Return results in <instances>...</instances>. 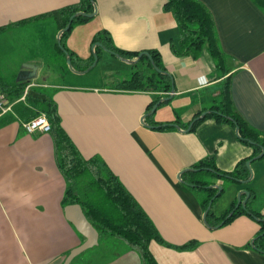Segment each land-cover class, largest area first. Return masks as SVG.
I'll return each instance as SVG.
<instances>
[{"label": "crops", "instance_id": "0c3cea01", "mask_svg": "<svg viewBox=\"0 0 264 264\" xmlns=\"http://www.w3.org/2000/svg\"><path fill=\"white\" fill-rule=\"evenodd\" d=\"M199 1L213 14L221 46L229 56L235 110L264 137V12L251 0ZM77 2L0 0V27ZM94 2L96 16L73 29L66 47L88 60L95 53L93 37L107 30L119 49L156 50L174 78L170 95L114 89L129 79L134 68L106 51L86 73L56 75L74 81L50 83L57 71L52 56L59 32L49 21L0 37V74L17 80L26 65L37 66L31 85L56 89L53 98L62 127L80 154L86 159L103 158L164 241L173 246L199 243L194 250L180 251L151 242L158 264H264V255L246 248L259 232V223L243 215L227 226L210 229L200 194L183 182L184 172L205 157L214 156L221 171L231 172L254 153L230 123L206 119L194 130L186 128L197 115H208L220 103L223 79L212 57L208 52L198 59L174 55L171 45L178 43L180 29L172 13L165 11L166 0ZM12 36L17 38L13 44L8 40ZM2 59L8 62L7 71ZM158 97L170 100L151 113L149 107ZM16 105L12 113L0 115V264H62L85 238L66 218L62 204L66 180L56 163L50 133L29 134L24 122L15 119L1 125L16 117ZM251 168L248 183L213 180L214 186L224 189L213 207L217 217L240 196L245 200L246 191L249 199L253 197V209L264 217V157L255 159ZM119 253L106 264H141L135 252L124 248Z\"/></svg>", "mask_w": 264, "mask_h": 264}, {"label": "trees", "instance_id": "16d2710c", "mask_svg": "<svg viewBox=\"0 0 264 264\" xmlns=\"http://www.w3.org/2000/svg\"><path fill=\"white\" fill-rule=\"evenodd\" d=\"M251 1L264 11V0ZM94 11L95 6L90 0H78L75 4L0 27V37L14 29L25 28L32 23L45 21L53 23L59 32L66 28L73 15L77 13L92 14ZM165 11L172 13L180 29L178 43L171 45L174 55L198 59L205 52H208L215 63L219 78L223 79L219 105L215 106L214 111L203 119L196 120L200 116L197 115L192 122L191 130H194L206 119H214L217 123H230L234 127L236 123L240 129V140L254 150L251 159L260 156L262 147L264 148V137L242 119L235 110L231 97L232 75L228 67L229 56L221 46L213 14L199 0H166ZM91 19L87 16L76 17L70 30L62 35V46L68 55L62 51L58 44L55 46L52 58L56 69L59 70V75L62 72L71 73L67 65V56L71 58L73 68L78 72H85L90 69L95 62V56L99 59L98 65L102 54L105 52L104 49L130 61L139 57V52H128L116 47L112 35L107 30L99 31L93 37L92 45L100 44L101 47L95 48V53L90 59L83 60L70 51L66 47V40L69 35L76 26L86 24ZM146 52L151 55V59L160 72L152 65L151 60L144 56L136 64H133L134 70L131 77L116 84L114 89L129 92L149 91L160 93L163 96L170 95L174 90V78L166 71L158 51ZM30 85L31 82H18L16 78L7 79L0 74V90L14 99H21ZM55 90L39 85L31 86L25 101H21L15 106L16 117L2 121L1 125L14 119L29 122L38 117L40 113L46 114L51 124L50 135L55 145L56 163L66 180L63 206L80 205L87 219L100 234V243L105 240L110 242L115 240L124 244L125 250L133 251L138 255L141 264H158L150 250V244L153 241L180 251L196 249L199 245L197 241H190L182 246H173L164 241L145 210L103 158L95 156L86 159L80 154L62 127L58 105L53 98ZM160 100L161 97H158L149 108H153ZM190 125L186 128L190 129ZM161 128L168 129V127ZM247 161L248 159H244L237 164L233 171L224 172L218 168L214 156L205 157L184 172L183 182L190 189L200 194L201 206L204 212L208 211L205 221L210 229L227 226L243 215L259 219L257 222L260 225V230L255 236L253 244L250 243L246 248H252L264 255V217L253 209V197L249 199L246 209L242 206L236 208V203L219 217L213 212L215 202L224 191L223 189L217 196L218 190L213 188V180L220 179L226 183L248 180L250 172L246 166ZM231 213L232 216L229 217Z\"/></svg>", "mask_w": 264, "mask_h": 264}, {"label": "water", "instance_id": "95a60500", "mask_svg": "<svg viewBox=\"0 0 264 264\" xmlns=\"http://www.w3.org/2000/svg\"><path fill=\"white\" fill-rule=\"evenodd\" d=\"M90 1L95 6L94 0H90ZM96 13H97L96 6H95V11L92 14L77 13V14H75V15H73L71 17V19H70L68 25L66 26V28L63 29V30H61V31H59V34H58V42L57 43H58L59 47L62 49L63 52H65L68 55V53L66 52L65 48L62 46L61 37H62V35L64 33L68 32L70 30L73 20L76 17H78V16H87V17L93 18L94 16H96ZM97 46L98 47H101L100 44H96V45H94V50H95V48ZM104 50L107 53L113 54L118 59H120V60H122L124 62H127V63H129L131 65L136 64L138 62V60H140L144 56H146V57H148L151 60L152 65L155 67V69L158 72H160V70L155 66L154 61L151 59V55L148 52H142V53H140L139 57L136 60L130 61V60H127V59L122 58L118 54L112 53V52H110V51H108L106 49H104ZM98 61H99L98 57L95 56V62L93 63V65H92V67L90 69L94 68L97 65ZM67 65L69 67V70L71 72L75 73V74H83V73H86V72H88L90 70V69H88L85 72H78V71H76L73 68L72 61H71V58L69 56H67ZM37 74H38V67L37 66H35V65H26L25 66V70L24 71H21L19 73L18 78H17V81L18 82H31L32 80L36 79ZM167 100H170V98H167V99H165L163 101L158 102L153 107L152 112H154L158 108V106L161 105L162 102L167 101ZM205 115L206 114H203L200 118H198L196 120H200ZM192 126H193V124L190 126V129H191ZM235 127H236L237 136L240 138V134H239V130L240 129H239V127H238V125L236 123H235ZM252 144H254V143H252ZM263 156H264V148L262 147V154L260 156L256 157L255 159H259V158H261ZM255 159H251V160L247 161V163H246L247 168L251 172V177L248 180L241 181V182L248 183V182H250L252 180V168H251V164H252V162ZM181 174H180V176H181ZM180 176H179L178 179L181 178ZM213 187H215L218 190L217 196L223 191V187L222 186H213ZM245 194H246V199L245 200H242L241 199V196L238 198V203H237L236 208H239L240 206H242V208L246 209V205H247V201H248V199L250 197V193L248 191H246ZM210 207H211V205H210ZM207 214H208V211L205 212V218H206ZM65 215H66L67 220L74 226V228L76 229V231L85 238V241L80 246H78L77 248H75V249H73V250L70 251V253L66 257V259L62 263V264H72L73 261L76 258H78L80 255H82L84 252H86V251H88V250H90L92 248H95V247H97L99 245V243H100V234L94 228V226L92 225V223L87 219V217L84 214V211H83V209H82V207L80 205H69V206L65 207ZM230 216H232V213L229 215V217ZM254 219L256 221H259V219L255 218V217H254ZM253 242H254V239L252 240V244H253Z\"/></svg>", "mask_w": 264, "mask_h": 264}, {"label": "rangeland", "instance_id": "374dc122", "mask_svg": "<svg viewBox=\"0 0 264 264\" xmlns=\"http://www.w3.org/2000/svg\"><path fill=\"white\" fill-rule=\"evenodd\" d=\"M15 38H16V36H12L11 38H8V40L10 41V43L13 44V42H15ZM11 57H13V56H11ZM111 57H113V56H111ZM1 64L3 65L2 68L7 71V69H8L7 60L2 59ZM62 73H64V72H62ZM53 74H55V75H53L51 77L50 83H55V82L70 83L71 81H74V78L70 79L68 77L60 80L56 76L59 74V70H57ZM65 74L67 76L70 73L67 72ZM36 86H38V85H36ZM19 102H21V101H19ZM152 110H153V108H152ZM152 110H151V113H152ZM227 185H229V184H227ZM231 185H233V184H231ZM262 199L264 201V196ZM237 202H238V198H237ZM124 248H126L124 244L117 242L115 240L114 241L112 240V242L106 241V240L104 242L101 241L99 246L84 252L76 260H74L73 264H106L107 262L115 260L118 257L116 255H119V252H121Z\"/></svg>", "mask_w": 264, "mask_h": 264}, {"label": "built area", "instance_id": "2783aa9c", "mask_svg": "<svg viewBox=\"0 0 264 264\" xmlns=\"http://www.w3.org/2000/svg\"><path fill=\"white\" fill-rule=\"evenodd\" d=\"M31 86L34 85H30L26 89L24 96L19 100L13 99L8 94L0 90V115L2 116L12 113L13 107L16 103L19 101H25L26 95L28 94V90ZM22 125L29 134L36 132L49 134L51 132V124L45 113H40L38 117L29 122H24Z\"/></svg>", "mask_w": 264, "mask_h": 264}]
</instances>
